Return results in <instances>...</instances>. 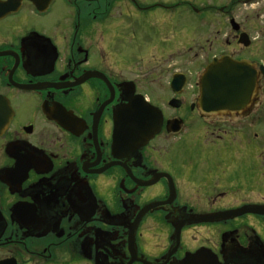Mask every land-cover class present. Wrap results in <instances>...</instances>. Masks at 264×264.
I'll use <instances>...</instances> for the list:
<instances>
[{
    "label": "flooded vegetation",
    "instance_id": "obj_1",
    "mask_svg": "<svg viewBox=\"0 0 264 264\" xmlns=\"http://www.w3.org/2000/svg\"><path fill=\"white\" fill-rule=\"evenodd\" d=\"M256 1L0 0V264H264Z\"/></svg>",
    "mask_w": 264,
    "mask_h": 264
},
{
    "label": "water",
    "instance_id": "obj_2",
    "mask_svg": "<svg viewBox=\"0 0 264 264\" xmlns=\"http://www.w3.org/2000/svg\"><path fill=\"white\" fill-rule=\"evenodd\" d=\"M215 74H218L216 78ZM252 78L253 73L245 63H235L228 58H224L221 61L215 60L208 66L203 77V103L206 105L211 104L212 84L214 81L225 83L228 89L235 90L239 83V87L243 88L246 84L248 85ZM232 94L236 96V92ZM232 94H230V97ZM218 95H221V91H218ZM133 107L134 114L137 115L136 123L138 128L146 130V133L138 135V142H141L142 139L149 137V120L153 121L152 113L155 110L143 97L136 99L133 102ZM150 130H155V127H151Z\"/></svg>",
    "mask_w": 264,
    "mask_h": 264
},
{
    "label": "rangeland",
    "instance_id": "obj_3",
    "mask_svg": "<svg viewBox=\"0 0 264 264\" xmlns=\"http://www.w3.org/2000/svg\"><path fill=\"white\" fill-rule=\"evenodd\" d=\"M151 0H149L150 2ZM156 1V0H153ZM168 3H178L181 0H164ZM192 4L195 6V8H204V7H208L210 5H224L227 4L229 1L232 0H191ZM237 15H243V17L245 16H250L252 17V19L255 21L256 24L260 25L263 28L264 31V0H259L256 1L255 4L253 5V7L249 6V5H241L239 6L238 10L236 11ZM185 14V11L181 9H179L178 12H176V14ZM175 20H177L178 18H174ZM219 21H221V19H218ZM181 24H185L183 18L181 21ZM264 34H261L257 32V30H252L251 32V36L255 37V38H259L258 43H260L259 45L262 47L263 51H264V37H262ZM170 38V40H173L172 36H168Z\"/></svg>",
    "mask_w": 264,
    "mask_h": 264
}]
</instances>
